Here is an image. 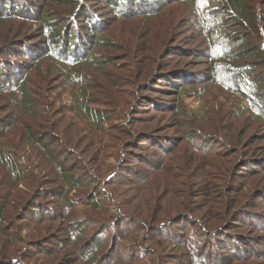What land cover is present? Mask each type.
Segmentation results:
<instances>
[{"label": "trees", "instance_id": "1", "mask_svg": "<svg viewBox=\"0 0 264 264\" xmlns=\"http://www.w3.org/2000/svg\"><path fill=\"white\" fill-rule=\"evenodd\" d=\"M42 1L44 2L43 5H40L38 0H0V22H18L27 26L37 25L34 31L29 30L24 36H12L6 39L0 37V98L7 96L5 99L10 102L9 106L3 111L6 112L4 116L0 117V173L1 170H5L3 175H8L6 176L8 184H17L25 179V176H28L24 175L23 171L28 167L26 161L29 160L19 158V153L6 152L11 148L3 144L2 141L4 135L12 127L13 123H11L10 118L12 112L21 116L32 114L36 110L37 103L33 94L36 91L30 84L34 79L32 77L33 72L37 68L43 72H55L62 82L61 94H70L73 97L72 111L80 115L81 118L85 117L88 124H94L97 128L99 125L103 126L104 123L110 121L109 116L91 107L93 103L85 96L84 92V88L90 85L86 72L98 71L103 68L95 57L96 52L94 50L100 46H103L107 53L115 49L112 44L116 43L113 40L109 42L105 34L109 30H114L117 23H123L135 17L149 19L157 15L163 8L177 3L190 7L193 17L189 19V23L193 29L184 31L181 35L176 34L173 39H169L170 41L162 44L166 51V55H162L165 63L161 67L164 68L161 71L159 67L155 68L153 80L155 78L159 80L158 76H162L161 80L178 86L177 82L179 81L185 80V82H188L184 79L188 73L198 72L195 69L198 64L204 65L207 63L209 66L206 69L207 73H202L207 78L196 80L197 82L194 81L196 82L195 85L199 82H201L199 84L204 83V86L216 84L237 98L238 111L246 112L256 122H260V126L257 127L260 128L259 130L264 138V71L259 70L262 65L257 63L262 62L264 65V3L260 9L254 11V9L249 8L247 0ZM49 2H53L55 7L64 9V12L59 13L56 10L48 9ZM56 15L59 16L56 17ZM234 20H238V22H235L236 25H233L234 22L232 21ZM185 25L190 27L188 24ZM28 28H31V26ZM228 31H231L233 35H227L229 34ZM237 33L239 37L236 36ZM112 37H114V34H112ZM178 37H183V39L179 41ZM250 40L254 43H251ZM184 59L186 62L183 61ZM83 68L88 69L85 72ZM194 82L191 81L192 85H194ZM151 84H148L147 87L152 88L156 85ZM48 88H45L46 93L49 91ZM163 88L157 89L163 93L162 95L172 93V90L164 92L167 90ZM187 88L189 87L185 83L182 86L175 87L177 95L174 102L170 101L169 97L158 96L160 99H154L152 106L155 109H166L164 111L167 112H178L182 108L179 102L183 100L182 97ZM154 92L155 89L153 92H146L147 95L142 97L156 96ZM168 103H172V105ZM70 110L67 109L68 113L71 112ZM188 114L186 113V115ZM2 122L4 123L2 124ZM62 122H59V124ZM122 124L123 126L128 125L124 121H122ZM131 127L129 124V129H123L122 134L128 136V138L138 137L140 140L134 141L132 145L130 141H119L116 145L119 155L116 165L112 166V172H109L103 179L93 174L91 178L88 177L87 183H85L86 181H80L79 175H75L73 172L74 168L69 170L64 168L68 159L76 154L73 153V150L68 149L64 143L66 148L60 149L62 152L60 156L67 154V158L60 159L59 156L52 161L53 168L57 166L60 185L53 190H48L45 187L43 189L48 191H44L43 196H37L35 199L32 198L26 201L20 215H17L18 220H21V223L27 222L28 224L32 222L46 224L59 222L60 224L62 221L65 226L63 233L68 238V245L75 248L73 253L75 255L73 258L74 263L78 262V264H123L122 262L137 264L146 260L149 257L146 248L153 250L155 253L156 250L154 251L153 246L150 244L135 246V243H140L136 240L138 236L136 229H139L138 231L147 230L144 234L147 237L151 235L153 239L159 240L160 243H165L166 246L170 243L176 248L175 254L169 256L172 259L168 262L172 264H232L238 261L254 260L258 257L264 258V177L261 179V181L263 180L262 183L260 182L262 185L259 183L254 186L253 190L255 192L251 194V198L247 201L242 198L245 196L244 194L241 197H236L238 196L236 195L237 190H235L237 187L231 186L227 189L224 198V192V194L222 191L218 193V198L224 199L222 201L223 205L220 207L224 214L217 215L218 220L220 219V227L216 229L214 228L215 224L200 222L199 219H197L199 221L192 220V216H194L192 213H187L186 217H176L175 221H166V223L161 222L159 224H147V222L137 218L138 216L130 215L127 208L122 205V201H119L118 196L115 194L117 188L132 184L133 181L127 184L124 183L128 180L126 177L128 173L137 174L139 172L132 169L130 163H126L125 159L132 163L131 158L135 157L137 162L148 166L146 171L149 169L151 171H148L149 173L145 171L146 174L144 175L138 173L140 177L136 179L143 181L163 171L159 161H156L159 153L149 154L147 152L139 156L133 155L136 148L145 146L144 142L150 140L152 145L162 150L160 154H163L167 161L169 156L177 149V140H172L169 135L154 136L150 134L141 138L139 133L131 131ZM29 131H27L24 138L28 137L26 141L29 145L34 146L33 148L42 146L46 150L45 152H48L50 146L47 145V141L50 144L60 142L58 141L60 140L59 135L54 131L47 130L44 134H40L41 128L39 132ZM199 138H205V141L201 142L205 144L204 146L203 144L191 145L184 138L189 144H185L188 151L191 150L195 154L204 157L218 156L221 152L222 154L226 153L223 149L226 148L225 144L227 143L224 141L222 133L211 134L205 132V136ZM123 143V147L130 145L131 148L121 147ZM169 146L172 149H169ZM123 150L125 151L123 152ZM126 150L129 153L126 155L129 157L122 155V153H126ZM254 150L242 153L240 158L236 160L237 164L241 163V168H247L244 175H239L240 180L245 179L247 176L264 174V146L260 151L258 150V152H263L261 154H257ZM20 160L23 161L22 165L24 166H20ZM77 165H80V163L78 162ZM91 183L95 184L91 186ZM80 190L86 192L87 201L84 200L83 203L82 199L76 198V207L86 208L90 212H95L97 216L92 218L82 216L76 219L72 216L76 207L68 196L72 194V191L80 192ZM205 194L206 191L202 193L203 196ZM100 196H107V202L101 201ZM55 198L58 200L56 203L59 209L52 206L53 202L44 201L45 199L53 200ZM228 198L229 200H227ZM8 208L7 204L0 200L1 229L5 227V223L6 225L11 224V215H9ZM110 208L115 209V214L108 217L107 210H110ZM5 211L8 214L7 217ZM100 216H106V218L101 220ZM181 219L190 222L195 230L196 228L204 232L208 230V232H205L206 234L203 233L201 236L204 239L195 240L194 243H190L189 239L176 241V236L169 229L172 224H177ZM13 221L16 225L14 232L6 234L4 242L0 240V264H42L43 262L37 261L39 256L41 258L51 257L54 250L64 248V245L59 244L63 235H56L50 239L43 237L28 245L26 242H21L23 239L20 232H18V229H21V224L20 222L15 223V218H13ZM92 223L96 227L92 228L94 230L91 232L90 238L86 239L87 229L89 231L88 227ZM108 227H110L109 230ZM182 232L187 238L194 237L188 235L186 229H183ZM124 234L133 236L136 241H130L129 236ZM84 238L87 241H83ZM149 239L153 240L152 238ZM123 241H127L125 245ZM80 242H82L81 247L78 246ZM213 242L215 243L211 246ZM195 243L203 244L198 250ZM103 246L104 248H102ZM118 248L130 252L133 256L130 258L131 260H127L130 256L129 253L120 252V263L119 256L116 257V249ZM139 253L140 256H138ZM206 258L210 259L206 260ZM155 264H162V262L156 260Z\"/></svg>", "mask_w": 264, "mask_h": 264}, {"label": "rangeland", "instance_id": "2", "mask_svg": "<svg viewBox=\"0 0 264 264\" xmlns=\"http://www.w3.org/2000/svg\"><path fill=\"white\" fill-rule=\"evenodd\" d=\"M38 2L40 5L44 4L42 0H38ZM247 3L249 4V8L255 11L262 7L261 5L264 3V0H247ZM189 8L185 4H173L172 6L163 8L157 15L149 19L135 17L123 23H117L114 26V30H109L105 34L109 42L113 40L116 44H112L115 46V49L109 53H107V50L103 46L94 50L96 52L95 57L102 64L103 68L98 71H92L91 69V71H87L88 68H83L85 72L87 71L86 77L90 80L88 81L90 85L84 88L85 96L93 103L91 107L106 113L110 118V121L104 123L103 126L99 125L97 128L94 124H88L85 117L81 118L80 115L72 111L73 97L70 94H61L62 82L55 72H43L39 71L38 68L36 69L37 71L33 72L32 77L34 79H31L30 84L36 91L33 92L35 102L37 103L36 110H33L34 112L30 110L32 114H23L21 116L15 115L12 112L10 114L11 123H13L12 127H10L11 129L9 128L2 141L3 144L11 148L8 151L6 150V152L19 153V158L28 159L30 162L26 161L28 167L23 171L24 175L28 176H25V179L17 184H8L6 178L8 175L5 173L6 176H4L3 172L5 170H1L0 200L7 204L9 207L7 210L10 212L9 215H11V224L6 225L5 223V227L0 228L1 242L6 240V234H12V231L14 232L16 228L13 218L16 219L15 223L17 224L21 221L18 220L17 215H20L26 201L32 198L35 199L37 196L41 197L44 195V191L53 190L60 185L58 182L57 166L53 168L52 165L53 159L55 157L58 158L62 153L60 149L67 147L73 150V153H76L73 154L71 152L74 156L68 159L64 168L66 170L74 168L73 172L75 175H79L81 182H85L93 174L103 179L109 172H112V166L116 165L119 155L117 153V143L119 141H130L132 145L134 141L140 140L138 137L134 138L132 136L128 138V136L126 137L122 134L123 129H129V124L132 126L131 131L139 133L141 138L150 134L154 136L166 134L171 136L172 140H177V149L169 156L168 161L163 154H160L162 150L152 145V141L150 140L144 142L145 146L134 150L133 155L138 156L147 152L149 154L159 153L156 161H159L163 172L149 178L146 177L147 179L143 181L136 179L140 175L151 171L150 169L148 170L149 172L146 171L148 166L137 162L135 157L131 158L132 163L125 159L126 163H130L132 169L139 172L137 174L128 173L126 175L128 180L124 183L127 184L133 181L132 184L128 186L124 184L125 186L117 188L115 194L118 196L119 201H122V205L127 208L130 215L134 217L138 216L137 218L147 222V224H159L161 222L166 223V221L172 222L175 221L176 217H186L187 213H192L194 215L192 216V220L215 224L214 228L216 229L220 227V219L218 220L217 215L221 216L224 214L220 207L223 205L222 201L227 194V189L231 186L237 187L235 190H237L236 195L238 196L236 197H241L244 194L243 200L247 201L251 198V194L255 192L253 190L254 186L260 182L262 183L263 180L261 181V179L264 177V174H256L252 177L247 176L245 179L240 180L239 175H244L247 172V168H241V163L237 164L236 160L240 158L242 153L251 152L254 149L257 154L263 153L258 152L264 146V138L259 130L260 128L257 127L260 126V122H256L248 113L238 111L239 103L237 98L226 90L221 89L219 85L204 86V83L199 84L201 82L195 85L196 80L207 78L206 75H202V73H207L206 69L209 68L207 63L204 65L198 64L195 67L198 72L188 73L184 78L188 82H185V80L181 82L179 81L180 78L179 82H177L178 86L161 80L162 76H158L159 80L157 78L153 80L154 78H152L155 68L159 67L160 71L164 68L161 67L165 63L162 55H166V51L162 44L173 39L176 34L181 35L184 31L193 29L189 23V19L193 17ZM48 9L56 10L59 13L64 12V9L55 7L53 2L48 3ZM232 22H234L233 25H236L235 22H238V20ZM185 24H188L190 27ZM29 26L31 28H28ZM29 26L18 22H0V37L1 39H6L12 36H24L29 30L34 31L37 27V25ZM228 32L229 34L227 35H233L231 31ZM112 34H114V37H112ZM236 36L239 37V34L237 33ZM252 37L254 38V36ZM177 39L180 41L183 37H178ZM251 40L250 42L254 43ZM183 61L186 62L185 59ZM257 63L262 65V67H259V70L264 71L262 62ZM191 81L196 82L192 85ZM151 83L156 84L152 87L153 89L147 87L148 84L152 85ZM184 83L189 88L184 91L183 100L179 102L182 108L178 112H167L164 111L166 109H155L152 106L153 100H156L158 96L169 97V100L174 102L177 95L175 87L182 86ZM46 87H49L47 93L45 92ZM161 88L167 90L164 92L172 90V93L162 95L163 93L157 90ZM154 89V95L156 96L142 97L147 95L146 92H153ZM5 97L7 96L0 98V117L4 116L6 112L3 111L10 103ZM168 104L172 105V103ZM67 109H71V112L68 113ZM154 109L155 111H153ZM186 113L189 114L186 115ZM122 121L128 125L123 126ZM59 122L62 123L59 124ZM37 127L41 128L40 134L46 133L47 130L54 131L59 135L60 140L58 141L60 142L50 144L47 141V145L50 146L48 152H45L46 150L42 146L33 148L34 146L29 145L28 141H26L28 137L24 138V136L28 130L39 132L40 128ZM205 132L211 134L222 133L223 139L227 143L225 144L226 148L223 149V151H226L225 154L221 152L218 156L204 157L195 154L191 150H187L185 144H188V142L185 139L191 145H202L203 143L201 142L205 141V138L201 139L199 137L205 136ZM123 145L124 143L121 147ZM218 145L220 146V144ZM123 148L128 149L131 146L126 145ZM169 149H172L171 146H169ZM126 154H129L127 150L126 153H122L124 156H127ZM61 156L60 159L67 158V154L63 157ZM19 162L20 166H24L22 165V160ZM78 162L80 165H77ZM145 171L146 173H144ZM94 184L91 183L90 185ZM45 187L48 190H44L43 188ZM205 191L206 194L203 196L202 193ZM220 191L225 193H223V198H218ZM249 191L251 192L249 193ZM68 198L74 203L75 207L77 206L75 202L76 198L82 199L83 203L84 200L87 201L84 190H80V192L72 191V194ZM106 199H108L107 196H102L100 200L107 202ZM44 201L53 202L52 206L59 209L56 203L58 201L57 198L53 200L45 199ZM6 211L5 215L7 217ZM107 214L108 217L113 216L115 209L110 208V210H107ZM72 216L76 219L82 216L92 218L97 215L95 212H90L86 208L78 206ZM100 218L104 220L106 216H100ZM20 224L21 229H18V232H20V236L23 239L21 242H26L27 245L43 237L50 239L56 235H63L60 238L59 244L64 245V248L54 250V254L51 257L41 258L39 256L38 262H43L42 264H78V262L74 263L75 260L73 258L75 255L73 253L75 252V248L72 245H68V238L63 233L65 226L62 221L60 224L59 222H55L54 224L34 222L28 224L27 222H20ZM172 226L174 227L172 228ZM95 227L96 225H93V223L89 225V231L87 229L85 235L86 239L90 238L91 232L94 230L92 228ZM193 227L190 222L181 219L177 224H172L169 230L176 236V241H186V239H189L190 243H194L195 240H203L204 238H201V236L203 233L208 232V230L204 232L196 227L195 230ZM109 229L110 227H108ZM183 229L187 230L188 235H193L194 237H185L184 232H182ZM136 230V233H138L136 240L140 243L134 242L135 246L150 244L153 246L154 251L156 250L155 253L153 250L151 251V249L146 248L149 257L137 264H155L156 260L162 262V264H172L169 263L172 259L169 256L175 254L176 248L170 243L167 246L165 243H160L159 240L153 239L151 235L147 237V235H144L147 230ZM126 236H129L130 241H136L133 236ZM86 239L84 238L83 241H87ZM126 242L123 244L125 245ZM81 243L78 244L79 247L82 246ZM195 244L199 250L203 243ZM120 252L130 254V252H127L123 248L116 249V257L118 258L119 256V262ZM140 253L138 256H140ZM131 257L133 256L130 254L127 260H131ZM209 259L206 258V260ZM122 263L128 264L129 262ZM232 264H264V258L258 257L254 260L238 261Z\"/></svg>", "mask_w": 264, "mask_h": 264}]
</instances>
